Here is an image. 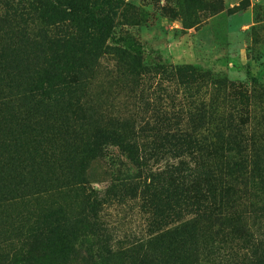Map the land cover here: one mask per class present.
Listing matches in <instances>:
<instances>
[{"label": "rangeland", "instance_id": "rangeland-1", "mask_svg": "<svg viewBox=\"0 0 264 264\" xmlns=\"http://www.w3.org/2000/svg\"><path fill=\"white\" fill-rule=\"evenodd\" d=\"M37 1L0 0L3 91L53 39L77 83L0 101V264H59L74 220L66 264H264V0H71V27Z\"/></svg>", "mask_w": 264, "mask_h": 264}, {"label": "trees", "instance_id": "trees-1", "mask_svg": "<svg viewBox=\"0 0 264 264\" xmlns=\"http://www.w3.org/2000/svg\"><path fill=\"white\" fill-rule=\"evenodd\" d=\"M42 1L44 0H38L37 3L39 4V8L31 9L28 15L35 13L37 19L43 21L47 26H54V24L62 22L67 23L68 21L71 23V27L72 23H75L76 25L77 21H79L83 24L87 22L89 16L92 17L89 10H86V8H83L82 6H75L71 0H49L47 4H43ZM59 33L63 34L64 32L60 31ZM48 43L50 44L49 50H52L53 52L52 56L49 57V60L44 62V66L47 68L42 67L38 73H35V76L30 75L29 73L23 75L16 74L17 77L10 79L8 82V88L11 89V92L7 96L3 91V86H1L2 83H0V96H3L0 100L1 102L6 103L7 98H10L17 101L22 100V103H24V100L28 98L35 99L38 93H41L42 96L39 98H42L53 88L59 90L74 89L73 85L74 83H77V76H75L77 72L67 70L66 66L68 65V61L65 62V60L66 56L74 51H77V54H80L79 48L76 47L74 42L54 39L45 42L40 45L39 48H44ZM81 58H84V56H79V59L77 60H80ZM70 64L71 67L74 64L72 56L70 58ZM65 72L72 73L75 79L73 80V78H69V76H64L62 73ZM18 106L21 108L20 104ZM246 166L247 159L239 157L231 166L227 165V170L229 171L228 175L233 173L239 177L243 175L244 172L246 173ZM80 168V163H76L75 166H72V175L75 176V180H78L81 176L78 173ZM84 228L85 227H82V225L79 224V221L74 220L71 223L70 221H66L63 226H56L52 231H49L48 238L43 239V246L48 249L49 252V255H47L45 259L49 262H57L59 264L68 263L67 254L70 251H73L76 237H78V235H85Z\"/></svg>", "mask_w": 264, "mask_h": 264}]
</instances>
